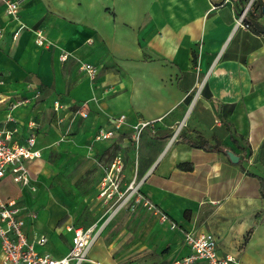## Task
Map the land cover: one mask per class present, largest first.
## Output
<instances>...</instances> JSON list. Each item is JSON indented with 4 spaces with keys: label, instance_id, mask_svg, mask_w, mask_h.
Returning a JSON list of instances; mask_svg holds the SVG:
<instances>
[{
    "label": "crops",
    "instance_id": "obj_1",
    "mask_svg": "<svg viewBox=\"0 0 264 264\" xmlns=\"http://www.w3.org/2000/svg\"><path fill=\"white\" fill-rule=\"evenodd\" d=\"M4 1L0 129L16 128L11 140L23 142L28 121L37 124L41 157L27 163L28 181L40 184L34 167L51 150L62 149L69 159L81 156L97 129L110 128L111 118L123 114L117 134L94 142L92 149L109 158L96 169L94 197L120 150L125 181L139 182L140 192L177 224L163 231L164 239L177 240L160 258L166 259L163 264L189 252L183 231L191 227L212 233L219 254L235 255L240 264H264V0H255L247 14L252 29L234 27L236 12L247 0L226 2L217 10L210 0H24L17 20L5 17ZM19 24L28 28L12 39ZM36 28L44 31V45L34 41ZM61 52L67 53L65 61ZM81 63L94 65L92 79ZM36 90L37 98L11 107ZM80 105L88 117L77 113ZM58 116H66L62 142ZM139 120L155 121L135 143L130 137ZM178 124L179 133L171 139ZM198 142L220 149L191 145ZM227 150L238 156L236 163ZM4 181L19 184L7 197L20 191L29 206L15 197L18 205L36 213L33 221L24 215L27 237L44 234L47 242L37 249L64 255L70 246L64 227L78 225L71 209L76 188L63 186L68 198L56 193L58 187L49 196L45 191L29 196V183L8 175ZM99 206V219L86 226L103 221L107 207ZM91 249L97 250L94 244ZM89 253L82 264H118L107 260L104 245L98 258Z\"/></svg>",
    "mask_w": 264,
    "mask_h": 264
},
{
    "label": "built area",
    "instance_id": "obj_2",
    "mask_svg": "<svg viewBox=\"0 0 264 264\" xmlns=\"http://www.w3.org/2000/svg\"><path fill=\"white\" fill-rule=\"evenodd\" d=\"M233 0H210L211 8L214 10L222 7L226 2ZM24 0H5L4 14L8 20H17L19 11ZM255 0H247L242 8L236 12L234 18V27L250 29L246 22L248 12L251 10ZM28 28L25 24H19L12 31V39H16L20 30ZM34 41L38 45H44L46 38L44 31L40 28L33 29ZM3 35V29L0 27V40ZM66 52L59 54V59L65 61ZM79 68L84 70L89 78L96 74V68L91 63H81ZM199 88V87H198ZM39 96L36 90L31 97H24L15 100L11 107L29 103L32 99ZM61 104L58 100L54 101L53 108L57 112ZM77 113L83 118L88 117L89 111L83 106L77 110ZM123 114L111 118L110 128H98L94 134L96 140H104L117 134L118 128L124 121ZM155 120H139L133 125L131 140L137 142L142 131L151 125ZM29 132L23 142L12 141L11 135L16 128L12 130L0 129V182L6 176L22 185L28 184L29 174L27 163L41 157L40 150L36 147L37 124L34 120L27 123ZM180 124L175 125L172 130L171 139H173L180 129ZM96 199L103 206H106L105 217L100 224L89 226H80L67 224L64 229L70 234V246L68 251L55 257L49 252L39 251L37 246H43L47 242L44 234L27 237L25 232L24 215L29 217L30 221L36 218L34 211H27L18 205L15 198L0 196V264H82L88 259V253L93 244L98 239L103 228L113 219V217L123 209H130L135 206H143L149 210L157 211L155 205L150 202L139 189V182L130 180L125 181L123 175V160L120 150H118L105 168L102 177L97 185L95 195ZM162 220H169L165 213L160 215ZM171 222L174 228L176 223ZM183 241L188 247L189 252L184 256L176 258L168 264H240L237 256L232 254H219L216 247V241L212 233L206 229L191 227L183 231Z\"/></svg>",
    "mask_w": 264,
    "mask_h": 264
},
{
    "label": "rangeland",
    "instance_id": "obj_3",
    "mask_svg": "<svg viewBox=\"0 0 264 264\" xmlns=\"http://www.w3.org/2000/svg\"><path fill=\"white\" fill-rule=\"evenodd\" d=\"M65 117L58 116L56 118L60 132L59 142H62L65 136L63 132ZM95 140L94 136L88 139L86 141L87 151L81 153V156L75 154L70 159L65 158L66 153L62 149L60 151L51 150L46 161L34 167L38 170L36 177L41 178L40 184L36 185L34 182L28 181L27 186L29 187H26L29 196L38 193V191H45L49 196L52 195V190L58 187L56 193L67 198L69 191L67 192L63 186L75 187L78 192L76 207L71 206L74 212L70 210L66 216L70 217V212H73L76 217L75 221L81 226L95 222L101 215L98 209L100 207L99 201L94 197L96 182L100 176L96 169L98 167L104 168L109 158L97 154L92 149ZM18 186V183L0 182V196L6 198L7 195H13L14 187ZM18 192L14 196L26 208L29 206V200L20 191ZM162 213L158 209L157 211L149 210L140 205L128 210L125 209L123 213L118 214L115 219L107 224L98 237V242L96 240L94 243L97 250L91 249L89 257L98 258L104 245L109 262L114 260L118 264H163L166 259L160 258H163V254L168 253L177 241H170L169 238L164 239L166 235L163 231L174 230L177 228V224L173 228L169 220H162L160 218Z\"/></svg>",
    "mask_w": 264,
    "mask_h": 264
},
{
    "label": "trees",
    "instance_id": "obj_4",
    "mask_svg": "<svg viewBox=\"0 0 264 264\" xmlns=\"http://www.w3.org/2000/svg\"><path fill=\"white\" fill-rule=\"evenodd\" d=\"M246 22L249 23L250 25V29L253 28V23L251 22L250 19H248V17H246ZM191 145H199V147H206L207 149H211V150H219L220 147H219V144H208L207 142H198V143H192ZM169 220H171L169 217H168Z\"/></svg>",
    "mask_w": 264,
    "mask_h": 264
},
{
    "label": "water",
    "instance_id": "obj_5",
    "mask_svg": "<svg viewBox=\"0 0 264 264\" xmlns=\"http://www.w3.org/2000/svg\"><path fill=\"white\" fill-rule=\"evenodd\" d=\"M226 153H227L229 159L231 160V162H233V163H236L237 162V160H238V156L237 155H235L230 150H227Z\"/></svg>",
    "mask_w": 264,
    "mask_h": 264
}]
</instances>
